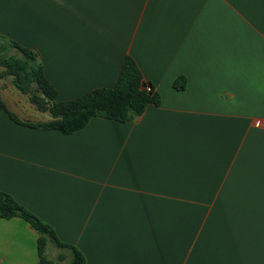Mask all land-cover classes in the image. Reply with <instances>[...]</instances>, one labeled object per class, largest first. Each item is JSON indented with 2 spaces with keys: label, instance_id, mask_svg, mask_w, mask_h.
<instances>
[{
  "label": "crops",
  "instance_id": "0c3cea01",
  "mask_svg": "<svg viewBox=\"0 0 264 264\" xmlns=\"http://www.w3.org/2000/svg\"><path fill=\"white\" fill-rule=\"evenodd\" d=\"M0 34L38 53L57 101L112 87L126 56L161 97L72 134L0 108V191L85 264H264V0H0ZM0 97L52 119L16 85ZM38 238L0 216V264H39Z\"/></svg>",
  "mask_w": 264,
  "mask_h": 264
},
{
  "label": "trees",
  "instance_id": "16d2710c",
  "mask_svg": "<svg viewBox=\"0 0 264 264\" xmlns=\"http://www.w3.org/2000/svg\"><path fill=\"white\" fill-rule=\"evenodd\" d=\"M5 38L4 49L14 48L18 55L0 56V68L14 77V84L23 93L30 95V100L41 110H49L52 119L45 122L29 123L21 121L8 108L0 97V108L15 122L41 129H56L63 134H72L84 128L93 117L113 119L126 122L142 115L149 104L160 105L161 97L156 88L147 82L137 62L126 56L118 78L112 87H97L70 100L57 101L58 90L45 74L44 65L38 60V53L17 40L0 34ZM173 86L183 90L186 78H177ZM0 216L10 219L20 217L39 232V264H61L65 255L57 260L46 256L49 242L59 248L72 251L71 261L62 264H85V255L76 246L62 242L54 227L40 216L23 206L12 194L0 191Z\"/></svg>",
  "mask_w": 264,
  "mask_h": 264
},
{
  "label": "rangeland",
  "instance_id": "374dc122",
  "mask_svg": "<svg viewBox=\"0 0 264 264\" xmlns=\"http://www.w3.org/2000/svg\"><path fill=\"white\" fill-rule=\"evenodd\" d=\"M5 43V38L0 36V56L5 55H18V51L14 48H7L4 49L3 44ZM4 70V69H3ZM3 70L0 71V90H8L10 87L15 86L14 85V78L11 77L7 73H2ZM51 248V247H49Z\"/></svg>",
  "mask_w": 264,
  "mask_h": 264
}]
</instances>
